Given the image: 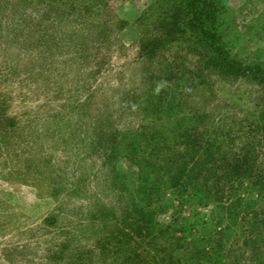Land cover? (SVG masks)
<instances>
[{
    "label": "rangeland",
    "instance_id": "1",
    "mask_svg": "<svg viewBox=\"0 0 264 264\" xmlns=\"http://www.w3.org/2000/svg\"><path fill=\"white\" fill-rule=\"evenodd\" d=\"M72 1L79 9L60 13L55 0H0V264H130L141 248L182 264L188 252L172 245L185 233L166 227L178 210L191 224L192 205L165 202L150 232L138 217L124 225L151 202L123 189L136 192L152 154L169 176V157L222 175L240 166L241 179L222 181L224 200L250 174L258 222L235 228L221 264H264V83L218 72L184 0H102L88 17ZM200 2L228 58L264 67V0ZM164 174L159 189L172 196ZM193 226L182 244L202 233Z\"/></svg>",
    "mask_w": 264,
    "mask_h": 264
},
{
    "label": "trees",
    "instance_id": "2",
    "mask_svg": "<svg viewBox=\"0 0 264 264\" xmlns=\"http://www.w3.org/2000/svg\"><path fill=\"white\" fill-rule=\"evenodd\" d=\"M55 1L59 3L62 2L61 0ZM97 1L103 3L102 0H91V4L86 0H80L82 3V5L80 4V9L85 10L87 17L94 12H100L93 8L96 6L95 3H97ZM72 2V0H64L62 4L66 5L67 8L66 10H60L58 12L63 13L79 9L78 3L76 7H73L71 5ZM184 3H186V6L189 7V11L192 13L191 21H193L192 25L194 30H196V32L200 35L199 37L202 38L204 43L212 52L210 61L218 72L231 73L241 76L251 73V75H254L259 82L264 83V67L259 64L242 65L240 61L228 58L226 52L220 44L218 35L207 26V19L209 17L208 11L204 8L200 0H184ZM155 42H143L144 51L146 53L148 51L153 52L155 50V45L157 44V42ZM133 144V146L131 145L133 147L131 148L133 154L130 153V157H132L134 161V156L139 153V150H137L138 147L137 144H135V141ZM152 156L153 154L150 156V159H146L147 161L145 164L150 167L146 173L144 172L145 174L142 172L143 175L139 178V184L136 188V192H128L126 187L123 190L132 200H135L138 197L139 200L137 203L140 201H145V204H147V201H154L153 204L158 203V209L154 210L151 202L146 206L142 204L138 208L134 209L135 215L134 212L127 213L125 217L126 221L123 220L124 225L127 227L130 226L131 223L129 221L135 220V217H138L140 222L138 229H144L145 231L150 232L151 228H153V225L156 223V211L160 213L162 211L160 206H162L165 202L170 205V208H175V201H177L175 198L177 199L178 197L189 206L192 205V216H195L194 221L191 224L183 225L186 224V221L181 212L178 210L177 213L174 212V214H171L172 216L169 221V226L166 225V228L172 230V234L175 233L173 226H176V231L185 233L182 234L183 236L179 232V236L174 235L175 243L172 245V247L176 250L184 249L185 252H188V255L185 254L186 257L184 260H181L183 261L182 264H190V262L191 264H200L199 261L201 257H205L207 261H211L213 264L223 263L222 249L225 240L230 237L229 240L233 238L235 240L233 245L238 243L240 236H238L237 233L241 232L240 235L243 234V231L241 230L244 228L243 224L245 223L246 218L254 222L252 226L257 225V216L259 213L256 208H254L256 201L252 191L260 188H258V186H256L257 188L255 187L256 182L252 180V183L250 178H248L250 177V174H247L245 178H247L249 184L247 183V186L243 189L246 190H240L241 192L238 191L236 194L234 193L229 195L224 200L225 195L221 188L223 185L222 181H224V183L234 181V177H239V179H241L239 171L240 166L231 164V170H224L223 172L225 175H222L217 171V169H215L216 167H211V164L208 162H199L198 164L195 162L193 163L194 165L187 166V163L183 162L182 159L179 160V158H177V160H174L173 157L172 159L169 157V161L172 163L171 166H173L174 169H177L172 176H169V169L162 170L163 167L161 166L160 159L158 158L159 160H154ZM234 168H238L239 170ZM163 171L166 173L167 179H172L169 183V188L167 187V190H169V193L172 196L164 197L165 192L159 189V185L161 183L160 179L161 177L164 178L165 175L164 173H161ZM175 177H182L181 184L176 182L177 180ZM256 181H258V183L264 181V175H258ZM248 186L250 188L253 187L251 188V191ZM258 193L261 194L260 191ZM242 211L245 212V214L240 218L239 215ZM52 220H56L55 215L48 217V222H52ZM261 223H264V218L261 219ZM193 224H195L197 228L202 231V233L199 236H192L191 240H188L187 238V241L182 244L183 239H185L184 237L194 235L192 234V229L194 228ZM209 225L211 226L210 229ZM236 227L238 232L235 230ZM124 232L125 233H123L122 237H126L125 235L127 231L125 230ZM153 238V235H151L148 241L153 240ZM231 241L232 240H230V242ZM248 243H252L253 247L258 246V241L251 242L246 239L244 241V245L247 246ZM250 245L251 244H249V246ZM230 246L232 245L229 244V247ZM189 248H197V250L191 251L192 255H189V253H191ZM257 250L258 248H255V251ZM156 255H158V253H154V255L151 256L150 252L145 248H141L140 251L135 250L133 252V260L129 259L131 260L130 264H164V261H168L166 264L179 263V260H175L172 256L163 259L157 257ZM232 261L235 262V260Z\"/></svg>",
    "mask_w": 264,
    "mask_h": 264
}]
</instances>
